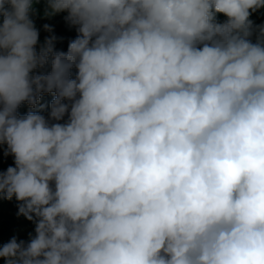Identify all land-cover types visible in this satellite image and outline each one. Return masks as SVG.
Listing matches in <instances>:
<instances>
[{
  "label": "clouds",
  "instance_id": "clouds-1",
  "mask_svg": "<svg viewBox=\"0 0 264 264\" xmlns=\"http://www.w3.org/2000/svg\"><path fill=\"white\" fill-rule=\"evenodd\" d=\"M34 2L0 0V194L35 224L5 264H264V0H47L66 53Z\"/></svg>",
  "mask_w": 264,
  "mask_h": 264
},
{
  "label": "trees",
  "instance_id": "trees-1",
  "mask_svg": "<svg viewBox=\"0 0 264 264\" xmlns=\"http://www.w3.org/2000/svg\"><path fill=\"white\" fill-rule=\"evenodd\" d=\"M47 9V0H35L33 12L31 13V18L34 22L35 27L39 32L38 43L35 46L36 51L39 53L41 47L45 45L46 40L55 37L53 41L54 50L57 52L63 51L67 52L71 41L77 38L78 26L72 25L68 22L65 17H67V11L57 13L51 16H46L45 12ZM222 13L217 14V18ZM3 22V17L0 16V24ZM45 25L50 26L51 31L46 30ZM256 35L251 37L253 43L256 42ZM51 71V58L48 64L43 68H37L34 70L35 74H47ZM76 69L73 68L72 74L75 77ZM55 97V93H42L41 99L35 109H33L27 102H24L18 108L19 115H26L30 111H36L39 114L44 115L46 118L49 116L50 104ZM68 103V101H64ZM43 106V108H41ZM67 116L65 117V120ZM63 123L64 121H60ZM7 151V144H0V172L7 170L9 166H15L14 157L12 155H5ZM20 202L13 197L11 200L5 199L3 194H0V247L5 243L10 241L13 237H16L18 241H27L29 239V234L35 235V224L29 221L26 217L22 215H17L19 209L18 204ZM0 264H5L4 258H0Z\"/></svg>",
  "mask_w": 264,
  "mask_h": 264
},
{
  "label": "rangeland",
  "instance_id": "rangeland-1",
  "mask_svg": "<svg viewBox=\"0 0 264 264\" xmlns=\"http://www.w3.org/2000/svg\"><path fill=\"white\" fill-rule=\"evenodd\" d=\"M249 18L254 22V25H264V8H260L254 12H251ZM217 19L220 22H224L227 17L224 14H221Z\"/></svg>",
  "mask_w": 264,
  "mask_h": 264
}]
</instances>
